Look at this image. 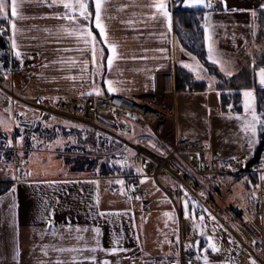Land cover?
<instances>
[{"label": "crops", "instance_id": "obj_1", "mask_svg": "<svg viewBox=\"0 0 264 264\" xmlns=\"http://www.w3.org/2000/svg\"><path fill=\"white\" fill-rule=\"evenodd\" d=\"M147 3L149 0H110L109 14L114 19L107 21L109 37L120 45L119 50L124 55V59L118 61L114 67L111 78L125 82L121 86L123 90L119 94L133 97L140 102L161 109L168 119L167 130L172 132L176 138L183 140L186 138L187 141H192L190 137L179 131L176 103L178 92L175 79L177 68L182 67L180 61L188 62L189 57L179 48L173 51L174 40L181 45L174 27L171 33L162 37L161 33H166L164 23L148 19L151 14L150 9L136 6ZM212 3L218 7V11H212L211 15V23L216 26L215 39L217 40L218 54L222 60L227 62L226 66L236 74L239 62L253 48L252 32L254 29L251 26L256 25V19L251 17L250 10H258L264 0H223V2L222 0H212ZM225 3L228 9L237 10L225 11ZM119 7H123L124 11H117ZM178 7L184 8L182 5L173 6V16ZM57 11H63V9L49 8L43 3V0H26L21 5V14L29 18L16 22L20 29L17 40L21 46V52L29 58V61L24 65V72L17 71L8 74L0 69V116L7 117L8 113L5 112V109L9 107L12 109L13 116L19 115L23 110L28 111L30 109L24 103L33 104V100L37 102L40 98L56 100L61 97H81V92L90 90L91 81L87 77L81 81L78 69L57 62L62 57L79 55L75 52L62 51L64 48H74L76 45L72 39H64L59 35L58 29L63 21L51 18ZM129 20L136 21V23L128 24ZM0 23H3L2 27L5 28V34L0 36H5L7 47L10 48L8 39L11 34L10 26L6 22ZM45 29L50 31H45ZM245 40L248 41L247 47ZM160 48L168 49L169 59H164L165 54L157 51ZM143 57H147V59ZM5 74H7V79L4 78ZM70 75H76L77 80L72 81L65 78ZM101 86L104 87L102 83ZM104 95H109L106 90ZM8 97H11V103ZM53 121L50 125L51 129L47 127L45 130L51 131L57 129L59 125H65L63 120L55 119ZM74 128L84 133L85 137L92 136L82 128ZM0 134L4 138L2 130H0ZM34 134L30 133L29 135L28 131L24 133L25 138L29 135L31 140ZM11 135L13 136V134ZM138 135L144 134L138 133ZM83 139L80 143L81 148L87 146V139ZM92 140L94 143L93 136ZM53 141L55 139L49 143ZM93 143L91 147H93ZM71 151V149L64 150L61 153L63 158H55L51 164V172L47 175L32 173L31 176H24V180L21 181L11 179L8 175V167L4 166V163H0V183H10L12 184L11 189L16 188L14 194L10 189L7 193L0 195V199L3 200V203L0 204V264H55L58 258L64 264H71L73 254H61L54 249L95 246V234L92 231L94 226L101 228L100 240L105 248L112 247L111 242L114 236H117L121 237L119 246L129 249L128 252H120L115 255H106L103 252L95 253L98 260L108 259L112 264H128L129 258H131L146 261L149 264H166L165 261L168 257L175 256L173 254L160 257L157 253L152 254L149 252L148 244L146 248L141 243L140 232L146 225L142 218L145 212L138 210L139 201H141L143 211L150 207V202L147 201L146 208L141 199H125V195L120 194V186L115 183L116 180L123 179L122 175L103 177L74 171L67 161V158L73 155ZM211 153L210 151L212 159ZM3 155L0 153V156ZM8 163L12 164L13 169H16L17 163L10 161ZM19 167L28 171L25 164H21ZM17 172L15 174L18 177ZM47 181H69V183H58L49 187ZM91 181L99 183L97 185ZM125 182L127 181L125 180ZM97 194L100 198L98 208L96 207ZM13 199L17 205L14 209L15 227L13 225V210H10ZM98 211L106 213L127 211L128 214L120 219L99 218L97 217ZM50 222L54 225V229L49 228ZM69 223L72 225V231L68 230ZM77 226L88 229L87 232L80 233L83 236L81 240L76 239L75 228ZM53 231H55V235L52 234ZM45 246L48 248L47 255H44L43 251ZM17 249L20 251L18 260L15 257ZM91 255L93 253L85 251L79 258L83 259ZM83 264H91V261L84 259Z\"/></svg>", "mask_w": 264, "mask_h": 264}, {"label": "snow or ice", "instance_id": "obj_2", "mask_svg": "<svg viewBox=\"0 0 264 264\" xmlns=\"http://www.w3.org/2000/svg\"><path fill=\"white\" fill-rule=\"evenodd\" d=\"M26 0H0V22H6L7 25L10 26L11 34L8 36L10 41V55H12L16 60L20 62L21 67L24 62V54L20 50V45L17 40V35L20 32V29L17 27L18 20H25L29 17H26L21 14V5L24 4ZM223 2V0H222ZM43 3L47 5L49 8H62L63 11H57L54 13L53 17L58 20L63 21V23L59 26L58 33L64 39H72L75 42L76 47L74 48H64L62 51L64 52H75L79 53L78 56H70L67 58H61L60 61H57L61 64H67L70 68H76L79 70V79L84 81L87 77L88 80L91 81L90 90L87 92H81V96L88 95H96L103 96L105 94V90L109 95L119 94L123 89L122 85L125 83L122 80H117L111 78L113 69L117 65V62L124 59V55L120 52V45L109 37V25L107 23L108 20L114 19L109 14V6L110 0H43ZM182 5L184 8L193 9V8H202L205 11L203 15V24L199 27L202 28L203 36L202 43L206 48V59L213 66L217 67L219 72L222 73L227 78H232L235 75L233 70H230L229 67L226 66L227 62L222 60L217 51V40L215 39V25L211 23V15L212 11L215 9V5L212 3V0H149V3L145 5H136L140 7H147L150 9V15L148 19L153 22L162 21L166 28V33H161L162 37H165L167 33H171L174 27L173 20V6ZM225 11H236L237 9H228L226 3L224 4ZM117 11H124L123 7L117 8ZM264 21V3L260 4L259 9L250 10L251 17L255 20L258 17ZM135 15V14H133ZM128 24H134L136 21L129 20ZM253 27V48L256 49V52L248 51L247 55L251 57L250 64L247 67L251 70L253 84L251 86H243L239 91V96L241 97V108L242 111H236L233 105H229V119H234L238 122L240 132L243 133L242 139H244L249 149L256 145L257 143L264 140V107H261L259 104L258 98V89L260 92H264V45H256L255 37L257 36L256 25H252ZM45 31H50L45 29ZM5 34V28L0 27V35ZM264 34V33H262ZM187 35V34H186ZM233 39L235 37L233 36ZM248 41L245 40V46L247 47ZM176 48L189 57V61H180L183 68L187 69L190 73H192L196 80H207L209 91H213L214 85L218 84L215 75H210L208 68L204 66V64L197 58V56L193 55L191 52H188L184 47H182L178 41H173V51ZM157 51L164 53V59H169L170 57L167 55V48H160ZM4 53L0 52V55ZM147 59V57H143ZM47 67V65H44ZM0 68H3V65H0ZM10 71V70H9ZM7 79V74L4 76ZM66 79H70L72 81L77 80L76 75H70L65 77ZM99 80V82H98ZM101 83L104 87L101 86ZM217 95H220L217 92ZM42 99L37 100L39 103ZM58 99V98H57ZM9 102L11 103V97H8ZM113 114H115V109L111 110ZM5 112L8 113L7 117L0 116V130L3 131L4 141L0 144V150L13 149L15 150L17 146H19L20 151L17 156L14 157V161L17 163L16 169H13L12 164L8 163V160L5 156H0V163H4L7 165L9 172L8 175L13 180H17L16 171H20L23 176H31L32 173L30 171H25L20 168L19 165L27 164L28 161L32 159L29 156L25 159V152L23 151V144L25 141V128L29 126V124H35L36 120L29 121L25 118L23 121L19 120L17 117L13 116L11 107L5 109ZM129 116H132L131 113H128ZM20 117H26V113L20 112ZM133 119H137V117H132ZM55 120V117H52ZM66 126L69 127H82L80 125H70L69 122H64ZM44 126L50 127L47 122H45ZM14 129H19V134L17 136H12ZM58 131V130H57ZM135 129L133 128V133ZM122 135H126L127 133L122 132ZM72 143H77L75 139L69 137ZM87 139V137H85ZM33 140V148H36L37 145H42L43 142L40 141L36 135L32 136ZM15 141V143H14ZM139 142V141H137ZM64 141L60 138H57L52 143L44 145L49 151L53 149V145L62 146ZM152 148H156V144L152 143L150 145ZM125 152H127L131 156H135V153L125 147ZM163 154V153H162ZM129 155H121L112 160L113 165H119L121 169L126 168H135V171L140 174L142 178H140L139 183L145 184L149 181V177L145 172L146 163L137 164L135 162H129ZM231 159H236L232 157ZM227 166L231 168V164L227 165L222 164L221 167ZM259 180L264 183V171L261 172L259 176ZM245 182L247 178H245ZM49 187L58 183H69V181H47L46 182ZM91 183L97 184L98 181H91ZM117 185L120 186V194L127 195L129 200L132 199H141L140 196L133 197L131 193L136 191V185H126L125 180L118 179L115 181ZM153 183H155L153 181ZM250 183V182H249ZM260 185H254V188H258ZM181 192L183 193V197L181 200L183 206V215L185 219H188L191 224V230L193 233L198 234L199 237L204 238L205 243L202 245L201 241L197 239L196 241L185 245L186 249L195 250L194 259L197 261V264L202 261V264H217L209 257V252L211 253H220L222 248L216 243V238L214 234H209L206 228V215L207 219L214 222V227L211 230L212 233H215L216 228L215 224L218 223L217 219L212 213L205 207H203L199 201H197L194 197H191L188 191L184 188L183 185L179 186ZM16 192V188L13 187L11 189V193L14 194ZM200 195L203 197L204 193L201 192ZM252 198L255 199V192L252 194ZM100 198L97 194L96 197V207H99ZM169 202L170 201H165ZM3 203V200L0 199V204ZM47 203V202H45ZM57 203L59 201L57 200ZM15 200L13 199V203L10 205V210L12 211L13 216V225L15 227V212L16 208ZM127 211H118V212H103L98 211L97 217L99 218H108L112 217L115 219H120L123 216L127 215ZM164 215L168 218H173V213L165 212ZM68 230L72 231V225L68 224ZM49 228L54 229V225L49 223ZM87 228L76 227L75 232L77 233L76 239L81 240L83 236L80 235L82 232H87ZM94 232V240L95 246L93 247H71V248H56L54 249L58 253H70L73 254L71 257V264H83V260H90L91 264H112L108 259L98 260L95 253L103 252L106 255H115L120 252H128L129 249L120 247L121 237L114 236L112 240V247L105 248L101 244L100 236L102 234V230L99 226H94L92 228ZM55 235V231L52 233ZM138 239V238H137ZM176 243L180 244V236L178 232L175 234ZM167 243L171 244L170 240H166ZM228 243H237L234 238L229 235ZM253 244L256 242L253 241ZM44 255L48 254V248L45 246ZM93 253L90 257H84L80 259L79 257L83 252ZM177 257V264H179L178 256L179 254H175ZM20 251L19 249L15 252V257L19 258ZM131 259V258H129ZM55 264H64L59 258L55 261ZM188 264H192V261L189 260ZM220 264H230L228 261L220 262ZM250 264H258V261L254 258L250 259Z\"/></svg>", "mask_w": 264, "mask_h": 264}, {"label": "built area", "instance_id": "obj_3", "mask_svg": "<svg viewBox=\"0 0 264 264\" xmlns=\"http://www.w3.org/2000/svg\"><path fill=\"white\" fill-rule=\"evenodd\" d=\"M214 11H218L217 6ZM3 53L4 58L0 59V65H3L1 70L8 74L25 71L24 65L29 58L24 56L21 67L20 62L10 55V48L6 47ZM24 105L39 117L35 124H29L25 130L45 129V122L49 124L52 117H55L71 125H80L82 127L79 128L92 134L94 143L88 157L111 160L118 158L121 153L129 155L125 152L127 147L135 153V156L129 155L130 163H146L147 176L155 182L178 212L179 264L185 261L181 231L183 213L178 206L183 197L180 185L184 186L191 197L207 208L216 217L219 225L235 239L236 247L230 255L233 264H241V256L249 260L254 258L258 264H264V183L259 180L261 172L264 171V148L252 162L213 161L207 143L176 138L167 130L168 119L161 109L123 94L61 97ZM112 109H115V114ZM15 117L24 120L19 115ZM131 121L145 130L144 135L133 134V128L129 124ZM122 132L127 134L122 135ZM152 143L156 144L155 149L150 146ZM11 151L0 150V153ZM228 163L231 164V168L221 167L222 164ZM161 172L164 173L162 180L159 179ZM17 175L19 181L24 180L20 171ZM122 178L129 186H137L131 195L140 196L147 208L148 202L144 200L146 190L139 183L142 177L135 168H128ZM245 178L248 182H245ZM254 185L260 187L254 188ZM201 192L204 193L203 197L200 195ZM253 192L255 199L251 195ZM205 215L207 221V214ZM253 241L256 243L253 244ZM165 262L177 264V257H168ZM128 264L149 262L130 259Z\"/></svg>", "mask_w": 264, "mask_h": 264}, {"label": "rangeland", "instance_id": "obj_4", "mask_svg": "<svg viewBox=\"0 0 264 264\" xmlns=\"http://www.w3.org/2000/svg\"><path fill=\"white\" fill-rule=\"evenodd\" d=\"M229 69L231 70V68ZM198 81H203L207 84L206 91H180L176 95L177 122L179 131L190 137L192 141L207 143L210 147V151L212 152L211 157L213 160H230L239 161L240 163L251 160L256 152L258 143L254 145L251 150L249 149L247 142L242 139L243 133L240 132L238 122L234 119L228 118L229 108H227V110L222 108L221 96L217 95L218 91L215 89V85V90L209 91L207 80ZM34 101L35 100L32 102L33 104L35 103ZM22 112L26 113V117H23L24 119H39L37 114L32 110H23ZM53 122L54 121L51 120L49 125ZM129 124L135 129V133L142 134L145 132V130L135 124V122L131 121ZM39 130L40 128H36L34 131L25 130L29 132V135L30 133H35L34 135H36L37 138L43 142L42 145H37L36 148H33V140L25 138L23 144L25 159L29 156L32 157V159L28 161L29 163L25 165L26 169L31 173L47 175L51 172L50 168L53 163L52 161H54L55 158H63V154L61 153L69 148H76L71 152L73 154L70 158L71 160H77L80 157H86V155L88 156V154L78 150L81 148V139L83 141V138H85V134L81 133L78 129L62 124L59 125L57 129H53L51 131H48L47 129H42L44 131ZM12 134L13 136H17L19 134V129H14ZM70 136L72 139H75L77 143H72L69 139ZM57 138H64L66 140L63 139L64 144L62 146L53 145V149L49 151L44 145H47L52 139L56 140ZM184 140L187 139L184 138ZM86 142L87 149H92V136L88 135ZM11 150L12 151L7 155L4 154L5 158L7 160L10 158L11 163H16L14 161V157L17 156L20 148L17 146L15 150ZM232 157H235L236 159H231ZM57 161H59V159H57ZM98 161L103 163L104 160ZM106 161L109 162V159H106L105 162ZM109 163H112V161ZM4 166L7 165L4 164ZM71 168L74 169L72 166ZM163 175V172L159 174L160 180H162ZM116 176H120V174H117ZM126 185H128V183ZM142 186L147 192L145 195V201L150 202V207L146 211H143V209H141V201H139L138 210L140 209L142 212H145L142 215V218L144 224L146 225V227L140 232L141 243L146 248L148 244V248L150 249L149 252L152 254L157 253L160 257L171 256L176 253L179 254L180 244H177L175 239L176 232H178L180 236L179 216L176 207L171 202H165L169 201V199L157 187V185L153 183L152 179L149 178V181L142 184ZM124 198L126 199L127 195H125ZM178 206L180 208L179 210L183 213L182 203L178 202ZM165 212L173 213V218L170 219L166 217L164 215ZM213 227L214 222L207 220L206 228L209 234H214L216 243L222 248V251L220 253L209 252L210 259L217 263L228 261L230 264H233L231 262L230 255L235 249L236 244L228 243L230 234L222 228L219 223L215 224V233L211 232ZM181 231L184 243L183 254L185 257L183 264H188L189 260L192 261V264H197V261L194 259L195 250L186 249L185 245L192 243L197 239H199L203 245L205 243L204 238L199 237L198 234L192 232L190 221L185 219L184 215L182 219ZM166 240H170L172 243L169 244ZM199 264H202V261L199 262ZM241 264H250V260L241 256Z\"/></svg>", "mask_w": 264, "mask_h": 264}, {"label": "trees", "instance_id": "obj_5", "mask_svg": "<svg viewBox=\"0 0 264 264\" xmlns=\"http://www.w3.org/2000/svg\"><path fill=\"white\" fill-rule=\"evenodd\" d=\"M205 14L204 10H187L182 7L176 8L174 11V28L175 33L181 43V45L190 51L193 55L197 56V58L204 64L206 68L209 70L210 75H215L218 84L215 85V89L220 93L221 96V105L222 108L227 110L229 105H233L236 111H242L241 108V97L239 96V89L243 86H251L253 84L252 73L251 70L247 67L250 64L251 57L246 55L239 62V69L236 74L232 78L225 77L222 73L219 72L218 68L213 66L206 59V48L202 43V28L199 27L203 24V15ZM3 23H0V27H2ZM256 32L257 36L255 37L256 45H264V21L258 17L256 18ZM187 34V35H186ZM7 47V41L5 36H0V52L3 53V50ZM253 53L256 52L255 48L251 50ZM4 58V54L0 55V59ZM176 91H190V92H203L207 90V84L202 81H197L194 75L188 72L186 69L182 67H178L176 70ZM258 98L259 104L261 107H264V92H260L258 89ZM39 131H44L40 128ZM27 138H30L29 135ZM4 138H2L0 134V144H2ZM264 148V140L258 143L256 152L250 162L257 158L260 154L261 150ZM72 151L76 149L75 147L69 148ZM80 152L85 154H90L92 149L90 148H79ZM71 151V152H72ZM2 153V152H1ZM7 155L8 152L2 153ZM3 155V156H5ZM71 156L67 158L68 163L74 168V171L91 173L96 176H116L117 174L123 175L126 173L128 168L121 169L119 165H113L109 163L110 161L116 159H109L108 161H98L97 159L86 157H80L77 160H71ZM8 161H11L10 158ZM12 187L10 183H0V195L7 193Z\"/></svg>", "mask_w": 264, "mask_h": 264}, {"label": "water", "instance_id": "obj_6", "mask_svg": "<svg viewBox=\"0 0 264 264\" xmlns=\"http://www.w3.org/2000/svg\"><path fill=\"white\" fill-rule=\"evenodd\" d=\"M217 264H220V263H217Z\"/></svg>", "mask_w": 264, "mask_h": 264}]
</instances>
